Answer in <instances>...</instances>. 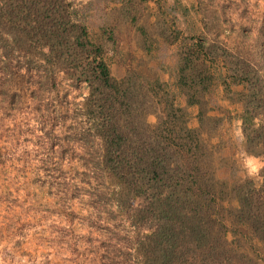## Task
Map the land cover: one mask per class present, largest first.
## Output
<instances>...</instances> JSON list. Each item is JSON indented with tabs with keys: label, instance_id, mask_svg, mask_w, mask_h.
Here are the masks:
<instances>
[{
	"label": "trees",
	"instance_id": "obj_1",
	"mask_svg": "<svg viewBox=\"0 0 264 264\" xmlns=\"http://www.w3.org/2000/svg\"><path fill=\"white\" fill-rule=\"evenodd\" d=\"M150 2L160 4L155 25L165 51L177 44L175 65L165 56L156 69L130 58L115 78L117 30L106 18L92 21L105 12L101 0H0L3 75L22 63L53 94L61 80L84 85L80 137L98 142L90 167L129 223L138 264H264V165L255 177L242 165L264 156V62L184 35L182 0H139ZM135 9L125 0L119 11Z\"/></svg>",
	"mask_w": 264,
	"mask_h": 264
},
{
	"label": "rangeland",
	"instance_id": "obj_2",
	"mask_svg": "<svg viewBox=\"0 0 264 264\" xmlns=\"http://www.w3.org/2000/svg\"><path fill=\"white\" fill-rule=\"evenodd\" d=\"M123 1L101 0L105 12L92 17L94 26L106 18L117 30L113 76L124 75L130 58L156 69L165 56V64L173 67L177 44L165 51L155 25L162 14L159 2L135 0L133 14L124 16ZM182 3L189 8L178 22L184 35L205 36L231 53L264 62V0ZM143 32L149 43H143ZM3 72L0 60V264H138L129 223L112 203L106 180L90 167L98 142L80 137L84 85L75 88L61 80L56 95L44 89L42 73L26 74L22 63L14 65L12 77ZM161 77L172 83L167 74ZM215 95L221 97L220 87ZM188 112L194 127L196 110ZM230 134L235 138L238 131L232 127ZM242 165L255 177L264 156L243 157Z\"/></svg>",
	"mask_w": 264,
	"mask_h": 264
}]
</instances>
